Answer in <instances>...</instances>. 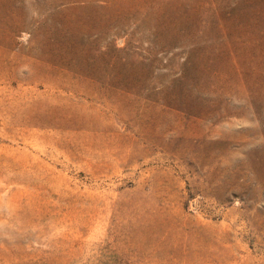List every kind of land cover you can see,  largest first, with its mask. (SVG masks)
Returning a JSON list of instances; mask_svg holds the SVG:
<instances>
[{
	"label": "rangeland",
	"instance_id": "rangeland-1",
	"mask_svg": "<svg viewBox=\"0 0 264 264\" xmlns=\"http://www.w3.org/2000/svg\"><path fill=\"white\" fill-rule=\"evenodd\" d=\"M0 263L264 264V0H0Z\"/></svg>",
	"mask_w": 264,
	"mask_h": 264
},
{
	"label": "bare ground",
	"instance_id": "bare-ground-1",
	"mask_svg": "<svg viewBox=\"0 0 264 264\" xmlns=\"http://www.w3.org/2000/svg\"><path fill=\"white\" fill-rule=\"evenodd\" d=\"M4 243V242H3ZM6 247V246H5ZM4 249V248H3ZM2 249V250H3ZM9 249H10V247H9ZM11 250V249H10ZM6 252V251H5ZM14 253V252H13ZM12 256V255H11ZM14 256V255H13ZM6 258V257H5ZM12 259V258H11ZM8 260H9V256H8ZM18 263V262H17ZM1 264V263H0ZM8 264V263H7ZM13 264V263H12Z\"/></svg>",
	"mask_w": 264,
	"mask_h": 264
}]
</instances>
